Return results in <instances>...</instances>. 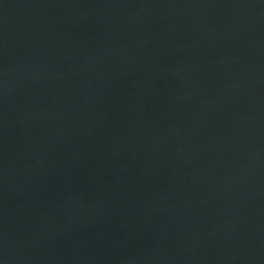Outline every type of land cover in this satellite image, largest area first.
<instances>
[{"label": "water", "instance_id": "obj_1", "mask_svg": "<svg viewBox=\"0 0 264 264\" xmlns=\"http://www.w3.org/2000/svg\"><path fill=\"white\" fill-rule=\"evenodd\" d=\"M0 264H264V0H0Z\"/></svg>", "mask_w": 264, "mask_h": 264}]
</instances>
